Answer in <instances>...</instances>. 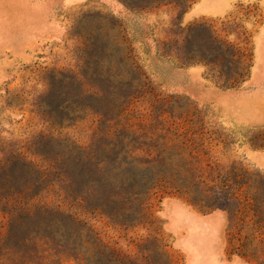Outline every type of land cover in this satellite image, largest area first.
Returning <instances> with one entry per match:
<instances>
[{"label": "rangeland", "instance_id": "374dc122", "mask_svg": "<svg viewBox=\"0 0 264 264\" xmlns=\"http://www.w3.org/2000/svg\"><path fill=\"white\" fill-rule=\"evenodd\" d=\"M198 1L0 0V264H42L37 246L44 264H188L191 206L227 210L264 253V171L246 154L264 150V124L246 123L264 120V74L253 73L264 7L189 18ZM42 134L84 150L129 144L137 167L162 174L131 179L159 185L144 212L112 218L44 191L36 201L66 196L80 227L64 246L10 235L4 209L34 198L37 152L52 150L36 144Z\"/></svg>", "mask_w": 264, "mask_h": 264}, {"label": "trees", "instance_id": "16d2710c", "mask_svg": "<svg viewBox=\"0 0 264 264\" xmlns=\"http://www.w3.org/2000/svg\"><path fill=\"white\" fill-rule=\"evenodd\" d=\"M132 68L139 76H143L136 64H132ZM103 109L114 111L120 109V106L111 104L104 106ZM123 110L121 109V112ZM36 144L50 145L52 150L49 154L37 152L43 165L35 166L33 172L37 179V192L34 198L17 200L11 204V210L4 209L10 217V235L29 231L42 239L55 242L54 246H64L65 236L69 230L80 227L77 218L64 208L70 197L74 196V203L83 209L92 207L93 211L119 218L133 211L143 213L149 196L159 186L156 181L137 183L131 180L146 174H151L155 180L162 174L153 165L146 168L137 167L134 152L127 143H123L122 149L117 152L114 151L115 147L110 149L113 144L101 142L84 150L67 139L61 140L42 134ZM69 177L72 179L70 184ZM46 182L48 183L45 184ZM184 189L189 194L193 187L188 186ZM54 190L66 196L68 194L69 198L65 196L63 201L57 200L52 203L36 201L41 192ZM71 193L74 195H69ZM41 249L37 246L36 256L44 264L50 261L51 254L47 255L48 250Z\"/></svg>", "mask_w": 264, "mask_h": 264}, {"label": "crops", "instance_id": "0c3cea01", "mask_svg": "<svg viewBox=\"0 0 264 264\" xmlns=\"http://www.w3.org/2000/svg\"><path fill=\"white\" fill-rule=\"evenodd\" d=\"M253 1L199 0L188 13V17H222L228 15L237 5ZM260 3L264 7V0H260ZM254 43L253 73L260 76L264 74V23ZM257 78H255L256 83ZM246 123L249 125L264 124L261 112ZM246 154L254 166L264 171V150H251ZM188 218L192 236L190 243L185 244L189 250L188 264H264V253L257 250L259 244L253 243L248 236L242 238L244 230H240L237 237L231 227V218L227 210H215L205 214L191 206ZM175 227L176 234H179L182 227L179 225Z\"/></svg>", "mask_w": 264, "mask_h": 264}]
</instances>
